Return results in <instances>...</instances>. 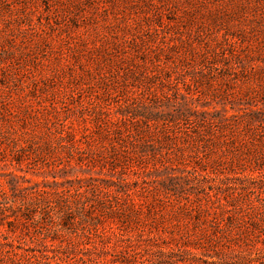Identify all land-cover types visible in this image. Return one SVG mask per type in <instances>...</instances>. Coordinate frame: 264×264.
Instances as JSON below:
<instances>
[{
    "label": "rangeland",
    "instance_id": "374dc122",
    "mask_svg": "<svg viewBox=\"0 0 264 264\" xmlns=\"http://www.w3.org/2000/svg\"><path fill=\"white\" fill-rule=\"evenodd\" d=\"M0 264H264V0H0Z\"/></svg>",
    "mask_w": 264,
    "mask_h": 264
}]
</instances>
